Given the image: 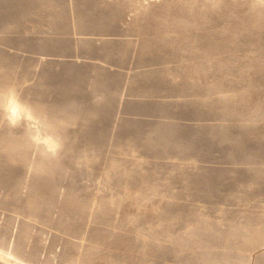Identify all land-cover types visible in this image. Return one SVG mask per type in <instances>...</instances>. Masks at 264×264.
Masks as SVG:
<instances>
[{
  "label": "rangeland",
  "instance_id": "obj_1",
  "mask_svg": "<svg viewBox=\"0 0 264 264\" xmlns=\"http://www.w3.org/2000/svg\"><path fill=\"white\" fill-rule=\"evenodd\" d=\"M7 89L1 261L264 264V0H0Z\"/></svg>",
  "mask_w": 264,
  "mask_h": 264
},
{
  "label": "clouds",
  "instance_id": "obj_2",
  "mask_svg": "<svg viewBox=\"0 0 264 264\" xmlns=\"http://www.w3.org/2000/svg\"><path fill=\"white\" fill-rule=\"evenodd\" d=\"M0 121L13 127L28 124L31 143L45 157H54L61 148V138L43 123L32 107L20 100L15 89L0 90Z\"/></svg>",
  "mask_w": 264,
  "mask_h": 264
},
{
  "label": "bare ground",
  "instance_id": "obj_3",
  "mask_svg": "<svg viewBox=\"0 0 264 264\" xmlns=\"http://www.w3.org/2000/svg\"><path fill=\"white\" fill-rule=\"evenodd\" d=\"M59 58V57H58ZM47 60H51V59H49L48 57L47 58H41L40 59V62H45V61H47ZM73 63H84V61H81V60H78V59H70ZM57 62H62L63 61V59H57L56 60ZM92 63V62H91ZM95 64V63H94ZM97 64V63H96ZM37 114V113H36ZM17 135V134H16ZM29 176V175H28ZM0 264H8V263H5V262H3V261H1L0 260Z\"/></svg>",
  "mask_w": 264,
  "mask_h": 264
}]
</instances>
